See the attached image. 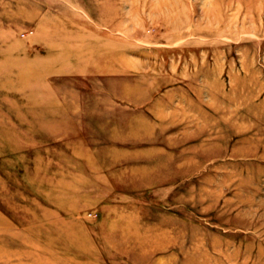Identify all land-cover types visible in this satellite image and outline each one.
Segmentation results:
<instances>
[{"label": "rangeland", "instance_id": "rangeland-1", "mask_svg": "<svg viewBox=\"0 0 264 264\" xmlns=\"http://www.w3.org/2000/svg\"><path fill=\"white\" fill-rule=\"evenodd\" d=\"M263 6L0 0V264H264Z\"/></svg>", "mask_w": 264, "mask_h": 264}, {"label": "bare ground", "instance_id": "bare-ground-1", "mask_svg": "<svg viewBox=\"0 0 264 264\" xmlns=\"http://www.w3.org/2000/svg\"><path fill=\"white\" fill-rule=\"evenodd\" d=\"M240 1H242V0H240ZM246 1V0H245ZM254 1V0H253ZM239 2V1H238ZM251 2H252V0H251ZM248 3H250V2H248ZM260 4V3H259ZM244 7H246L245 5H244ZM249 7V6H248ZM264 7V6H263ZM242 8V7H241ZM20 95V94H19ZM33 108V107H32ZM31 111V110H30ZM161 116V115H160ZM159 123V122H158ZM221 248V247H220ZM226 248V247H225ZM246 249V248H245ZM251 251V250H250ZM249 252V251H248ZM249 254V253H248ZM239 256V255H238ZM253 256H254V254H253ZM257 257V256H256ZM261 257H262V255H261ZM249 258V257H248ZM260 258V257H259ZM258 258V259H259ZM244 259V258H243ZM242 259V260H243ZM251 259V258H250ZM245 261H247V259L245 260ZM260 262V261H259ZM221 263V262H220ZM234 263V262H233ZM217 264V263H216ZM239 264V263H238Z\"/></svg>", "mask_w": 264, "mask_h": 264}]
</instances>
